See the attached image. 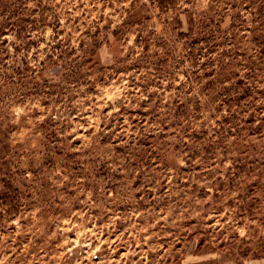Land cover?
<instances>
[{
	"label": "rangeland",
	"instance_id": "374dc122",
	"mask_svg": "<svg viewBox=\"0 0 264 264\" xmlns=\"http://www.w3.org/2000/svg\"><path fill=\"white\" fill-rule=\"evenodd\" d=\"M160 1L0 0V264H264V0Z\"/></svg>",
	"mask_w": 264,
	"mask_h": 264
},
{
	"label": "trees",
	"instance_id": "16d2710c",
	"mask_svg": "<svg viewBox=\"0 0 264 264\" xmlns=\"http://www.w3.org/2000/svg\"><path fill=\"white\" fill-rule=\"evenodd\" d=\"M159 3L161 4V6H164V3H166V2H164V0H161ZM3 31H5V24L3 23V20H2V21H0V34H2ZM56 62H57V60H56ZM56 62L52 58H49V61L46 63V66L52 67V66L56 65ZM64 65H67V63H64Z\"/></svg>",
	"mask_w": 264,
	"mask_h": 264
}]
</instances>
